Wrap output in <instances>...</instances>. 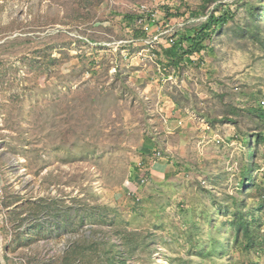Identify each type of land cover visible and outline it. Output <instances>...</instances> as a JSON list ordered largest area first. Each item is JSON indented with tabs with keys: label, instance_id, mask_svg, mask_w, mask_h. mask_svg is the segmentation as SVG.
Segmentation results:
<instances>
[{
	"label": "rangeland",
	"instance_id": "rangeland-1",
	"mask_svg": "<svg viewBox=\"0 0 264 264\" xmlns=\"http://www.w3.org/2000/svg\"><path fill=\"white\" fill-rule=\"evenodd\" d=\"M259 111L264 0H0L8 264H264Z\"/></svg>",
	"mask_w": 264,
	"mask_h": 264
},
{
	"label": "trees",
	"instance_id": "trees-1",
	"mask_svg": "<svg viewBox=\"0 0 264 264\" xmlns=\"http://www.w3.org/2000/svg\"><path fill=\"white\" fill-rule=\"evenodd\" d=\"M217 11H218L217 13L215 12L210 13L207 20L204 23H202L200 26H198L193 32L189 34L186 33L183 35V41H186L188 43V46L185 49L182 47V54L177 55L178 54L177 51L172 54L177 55L179 59L182 60L184 56H190L193 53L201 52L202 49H204L205 47L204 44L205 41L210 38V35L214 31H216L219 27L224 25V23H226L229 19L226 10L219 9ZM126 17H129L133 21L134 18L133 15H128ZM258 114L259 117H261L264 120V111H259ZM260 137L262 138V136ZM262 139L264 140V138ZM5 257L7 260H9L7 256Z\"/></svg>",
	"mask_w": 264,
	"mask_h": 264
},
{
	"label": "built area",
	"instance_id": "built-area-1",
	"mask_svg": "<svg viewBox=\"0 0 264 264\" xmlns=\"http://www.w3.org/2000/svg\"><path fill=\"white\" fill-rule=\"evenodd\" d=\"M141 13H142V15L145 13V10H141ZM152 16H154L155 17V19L157 20V18H156V16H157V14H154V13H152L151 14ZM142 19H143V16L141 17ZM170 30L171 29H167V30H161L160 31V36L161 35H163V34H166V33H170ZM168 37L169 38H167V40H166V43H167V45L169 44V45H173L174 43H175V37H173V34H169L168 35ZM160 152H158L157 154H159ZM143 182H144V180H142Z\"/></svg>",
	"mask_w": 264,
	"mask_h": 264
},
{
	"label": "water",
	"instance_id": "water-1",
	"mask_svg": "<svg viewBox=\"0 0 264 264\" xmlns=\"http://www.w3.org/2000/svg\"><path fill=\"white\" fill-rule=\"evenodd\" d=\"M0 261H1V264H8V261L5 255L3 254V251L1 250V248H0Z\"/></svg>",
	"mask_w": 264,
	"mask_h": 264
}]
</instances>
